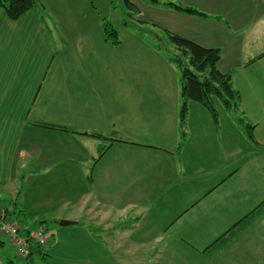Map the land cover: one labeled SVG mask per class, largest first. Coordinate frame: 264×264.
Instances as JSON below:
<instances>
[{"label": "crops", "instance_id": "crops-1", "mask_svg": "<svg viewBox=\"0 0 264 264\" xmlns=\"http://www.w3.org/2000/svg\"><path fill=\"white\" fill-rule=\"evenodd\" d=\"M58 1L71 0H38L17 19L0 6V207L8 208L22 228L32 229L55 211L51 198L37 189L29 194L42 213L30 223L19 206L25 202L18 201L22 189L28 190L24 180L56 182L68 176L88 181L90 188L81 196H86L82 205L88 202L92 208L86 212L91 217L59 223L46 255L22 264H139L138 259L144 264H264V186L258 172H249L243 150H234L231 136L224 139L220 132L207 155L198 147L186 156L193 138L187 131L180 146V90L162 94L168 80L161 73L177 79V68L157 44L137 34L139 45L128 48L134 53L121 42L115 46L123 44V54L110 55L106 49L114 44L106 39L103 17L96 13L75 23L71 13L57 11ZM131 1L141 11L139 19L221 51L218 67L235 70L242 112L255 123L251 140L264 151V0H179L200 14ZM88 2L93 6V0ZM143 58L150 61L148 67ZM135 61L139 70L130 77L127 70ZM154 65L159 75L153 78ZM121 67L132 85L106 87L108 72ZM142 69L149 70L144 77L139 76ZM125 88L127 97L134 94L130 98L148 94L153 107L148 120L155 125L137 126L136 116L113 106ZM199 107L194 109L203 111ZM97 130L139 144L116 141L99 156L104 141L87 146L85 134ZM7 239L0 238V264H15L16 250Z\"/></svg>", "mask_w": 264, "mask_h": 264}, {"label": "rangeland", "instance_id": "rangeland-1", "mask_svg": "<svg viewBox=\"0 0 264 264\" xmlns=\"http://www.w3.org/2000/svg\"><path fill=\"white\" fill-rule=\"evenodd\" d=\"M88 1H91V0H71L70 2H67L66 4L58 1L55 3V5L57 9H60V10H57L58 12L62 11L61 12L63 13L62 16H64L66 12L71 13V17H73L74 19H77L75 23L81 22V21L83 22L85 20L89 21L88 18H90L91 16H94L96 13H98L102 17H106L109 21L113 23L114 27L116 28L119 34L121 41L126 46L124 47L125 48L124 50H126L127 52L134 53L133 51H131V49H128V48H130V46L134 44L139 45V42H137L138 41L137 35H140L143 38V40L149 45L150 44L154 45L156 43L159 44V40H156V37L154 36V33H152V31L156 33H160V35L162 34L161 33L162 31H160L159 29L153 26H148L150 27V29L152 28V31H151L147 27L142 26V24H140L139 22L138 24L137 21L132 20V18L126 14L128 7L126 6L123 0H103V1L93 0L94 1L93 6H91ZM133 34H135L136 37ZM122 48H123V44L120 46V49ZM120 49L117 48L115 45L109 44L106 49V52L108 51L110 55L112 56H117L120 52H122L123 54V50L120 51ZM159 52L163 56H166L165 50L162 49V50H159ZM109 60H113V58L110 57ZM143 60H145L144 61L145 66L148 67L147 65L150 64V61L144 58ZM135 62H136L135 66L134 67L132 66L127 70L128 75L130 77H131V74L138 73V70H139L138 61H135ZM106 63H107V56H106ZM158 68L159 67L156 65L152 66L151 71H152L153 78L159 75V71L157 70ZM122 71H123V68L121 67L119 71L116 68H114L112 69V72H108L110 77L106 76L105 86L106 87H109V86L118 87V86H124V84L132 85L133 82L131 78L125 76ZM148 71H149L148 69H142L141 75L139 76L144 77L145 73ZM161 74L166 79V81L168 80L166 86L164 87V92L162 94H177L176 90L179 91L181 89L180 77H178L177 79H170L169 73H161ZM164 75H166V77ZM117 78H119L120 83L118 82ZM138 82L142 83L144 82V79L138 77ZM127 90H128L127 88L123 90V92L125 93V94H121V97L123 98L118 99L117 96L115 95V99H114L115 102L113 106L121 107L122 114H123V110L126 109L128 115L133 114V116H136L138 120L137 126L139 125L140 127L145 128L153 124L155 125V121L148 120V118H150L149 116L151 113H147V112H149V110L153 108L149 105V100L147 98L148 94L136 93L135 99H134V98H130L134 96V94H129L128 96L130 97H127ZM109 91H113V88L109 89ZM110 100L111 99H109V101ZM128 100L131 101L132 104H130ZM112 103H113V100H112ZM196 105H197L196 103H192V109H190V112H189L190 118L188 115L189 125L187 126V128L190 127V124H192V129L188 128L189 130L187 131L189 133L191 131L192 134L191 133L190 134L192 135L193 139L189 141L190 144L185 146L187 149L185 150L186 156H189V153H191V151H193L194 149L198 147L204 150L203 154L207 155L206 153H208V148L214 142H216L215 140L219 142V133L221 132V137L223 135L224 139L226 138V135L228 134L232 138V139L230 138V140L234 146V150H237V149L243 150L244 161L247 160L246 165L249 168V172L252 174H255L258 172L261 176L260 177L261 181L259 185L264 186V151H260L261 149H257L253 141L250 139L248 131H247V127H246L247 126L246 121L242 122L239 119L241 116L240 112L238 111L237 112L236 111L226 112V111L221 110V114L219 116V120L217 124V123H214L213 121L214 118L209 113V111L206 110V108L203 105H200L201 107H199V108H203V111L201 112L199 109H194ZM170 106L171 104H169L166 109H169ZM240 110L242 111V109ZM171 120L172 119L170 118L166 120L162 119L161 123L164 124ZM219 126H222V127H219ZM124 128H125V125H124ZM97 131L100 132L99 130ZM136 131H139V129ZM100 140L101 139L99 137L97 138V137L89 135L88 140H87L88 142L86 143H87V146L89 145L94 146L95 145L94 141H100ZM205 141L207 142L205 143ZM258 152H261V154H259ZM148 165H150V162H148ZM257 167H258V170H257ZM55 181L56 182H52V180L47 179V178H44V179H31V178L28 179L27 178L24 180L23 185L27 186L26 188L28 190L22 189L23 190L22 194L20 195L18 199V201L21 203L25 202V207H24V204H19V206L25 209V213L28 215L27 220L30 223H37V220L34 218V215L35 213L37 214L42 213L41 208H40L42 207V205H37L38 202H36L37 204L35 203L36 204L35 206L33 199L31 198L29 193H32V192L35 193L38 189L39 191L38 193L44 194L43 198L45 197H46L45 199L51 198L50 205L54 209L55 212L46 213L47 217L44 216L45 218H41L40 221L38 222H41L46 228V236L48 238H54V239H55L54 236H56V233L58 232L56 231V229L59 228L58 226H59L60 220L59 222H55L56 218L52 217L53 216L52 213H55V215L59 213L60 215L67 217V219L72 220L75 223V222H84L86 217L90 219L91 215L88 213L89 216H87L86 212L87 210L92 209L88 202L87 203L83 202V205H82V199H84L86 196L82 197L81 193L83 190V194L86 195L87 189L90 188L88 181L84 180L83 182H79V180L74 179V177L69 178L68 176L66 178L58 177L55 179ZM81 183L84 184L83 185L84 188L81 187ZM25 194H26V199L24 197ZM37 199H40V198L37 196ZM61 199H65V200L60 201ZM77 208L79 209L74 210ZM84 215H85V218H84ZM87 222H91V221H87ZM256 234L252 236L255 238ZM0 238L8 242L7 237L5 235H2L1 233H0ZM245 241L246 240L241 242V245L245 246L246 245ZM33 244L36 245L34 241H33ZM47 247L48 245L46 244L44 248L46 249ZM145 247L146 246L142 247L141 249L142 250L150 249V248H145ZM38 248H40L41 250L42 247L39 246ZM38 254L32 255V257L38 258L39 257ZM12 258L14 259L15 264H22V262L25 261L24 259H20L16 256H13ZM130 258H131V261H135L134 258L132 257ZM136 261L139 264L146 263L145 259H138Z\"/></svg>", "mask_w": 264, "mask_h": 264}, {"label": "trees", "instance_id": "trees-1", "mask_svg": "<svg viewBox=\"0 0 264 264\" xmlns=\"http://www.w3.org/2000/svg\"><path fill=\"white\" fill-rule=\"evenodd\" d=\"M123 1L128 7L126 14L130 16L132 20L137 21V23L139 22L142 24V26H145L148 29H150L148 26H153L162 31V34L160 35V33L153 32L152 28L150 29L152 33H154L156 40H159V44L156 43L159 47V50L163 49L166 51L167 60L173 64L179 72L181 87V105L179 111L180 146L187 136L188 115L190 111V105L192 103L203 105L212 115L216 123H218L221 110L226 112H240L241 116L239 119L242 122L246 121L249 137L250 139L254 140L253 129L255 127V123L250 122L246 118L245 114L240 110L241 92L233 82L235 70L223 72L218 67L221 51L216 48L202 46L199 43L167 28L161 27L158 24L148 23L145 20L139 19L138 17L141 14V11L136 6V4L131 0ZM145 1L155 6L174 8L176 10L189 13H201L199 10L187 6L179 0L177 2L172 0ZM37 3L38 0H0V6L5 8L9 17L12 19L19 18L24 13L34 8ZM101 20L106 34V39L114 45H119L122 41L113 23L106 17H103ZM256 58L257 57L251 59L248 63L254 61ZM41 125L45 127H51L53 129L68 130V128L64 126H58L55 124ZM85 134L97 138L99 137L104 141V143L100 145L99 156L104 155L108 151L110 145L116 141L139 144L125 138H120L116 133L113 134V137H109L96 131L85 132ZM55 222H59V220L56 219ZM40 225L44 227L41 222L38 223V226ZM22 230L26 233L32 231V229L29 227L22 228ZM44 230L46 233L45 227ZM49 239L51 238H48V241L46 242L48 246ZM35 244L36 245H34L33 242L31 244L30 257L38 253V255L44 257L46 255L45 251L48 247L45 249L44 247L46 245L42 246L36 242ZM39 246L42 247L41 250L38 248Z\"/></svg>", "mask_w": 264, "mask_h": 264}, {"label": "built area", "instance_id": "built-area-1", "mask_svg": "<svg viewBox=\"0 0 264 264\" xmlns=\"http://www.w3.org/2000/svg\"><path fill=\"white\" fill-rule=\"evenodd\" d=\"M0 233L10 239L20 258L29 257L33 241L39 245H45L47 242L44 227L38 226L29 233L22 232L20 223L3 207H0Z\"/></svg>", "mask_w": 264, "mask_h": 264}, {"label": "water", "instance_id": "water-1", "mask_svg": "<svg viewBox=\"0 0 264 264\" xmlns=\"http://www.w3.org/2000/svg\"><path fill=\"white\" fill-rule=\"evenodd\" d=\"M73 223H74V221L68 220V219H61L60 220L61 225H68V224H73Z\"/></svg>", "mask_w": 264, "mask_h": 264}]
</instances>
